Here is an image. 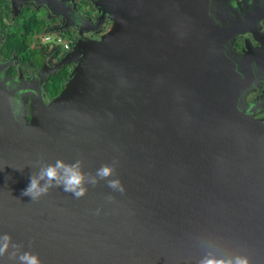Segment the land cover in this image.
<instances>
[{
  "label": "water",
  "instance_id": "1",
  "mask_svg": "<svg viewBox=\"0 0 264 264\" xmlns=\"http://www.w3.org/2000/svg\"><path fill=\"white\" fill-rule=\"evenodd\" d=\"M29 1L38 29L61 28L59 1ZM225 1L93 0L101 34L78 28L50 101L0 75V235L42 264H198L209 252L264 264V118L240 108L228 46L245 28L228 24ZM18 92L36 95L28 120ZM57 159L92 174L114 165L125 191L101 180L80 199L23 195Z\"/></svg>",
  "mask_w": 264,
  "mask_h": 264
},
{
  "label": "flooded vegetation",
  "instance_id": "2",
  "mask_svg": "<svg viewBox=\"0 0 264 264\" xmlns=\"http://www.w3.org/2000/svg\"><path fill=\"white\" fill-rule=\"evenodd\" d=\"M67 15L59 25L55 35L68 39L67 48L59 44L40 45L36 53L32 50L20 52L6 48L7 34L19 30L20 35H28L24 25L28 24L31 15L37 16L38 5L29 0H0V75L9 81L11 86H30L40 89L45 99L50 101L49 85L56 73L69 74L73 64H60L59 59L71 51L74 43L80 38L78 30H86L81 36L84 40L98 38L96 29L92 30V21L97 9L93 0H57ZM224 4V5H223ZM220 8L228 24L245 28L231 38L229 51L234 55L237 70L245 80L243 108L255 119L264 118V0H226ZM261 16L259 17V15ZM105 20L104 30L111 22ZM79 28V29H78ZM44 31V30H43ZM48 31V30H46ZM46 35V34H45ZM44 36V35H43ZM48 36V34L46 35ZM45 37V36H44ZM239 60V61H238ZM17 93V108L23 119L30 118L31 99L35 93L23 96Z\"/></svg>",
  "mask_w": 264,
  "mask_h": 264
},
{
  "label": "clouds",
  "instance_id": "3",
  "mask_svg": "<svg viewBox=\"0 0 264 264\" xmlns=\"http://www.w3.org/2000/svg\"><path fill=\"white\" fill-rule=\"evenodd\" d=\"M114 177H116L114 165L104 164L92 174L83 171L81 160L66 163L57 159L52 164H43L38 172L33 173L28 187L22 194L31 197L32 201H37L47 195L50 189L58 187L80 199L87 194L89 185L95 186L101 180L107 181V186L113 191L123 193L124 185L119 178ZM111 199L112 197H109V200ZM21 247L13 243L10 234L0 235V257L8 254L9 259L15 261V264H42L38 255L21 251ZM10 248L13 251L9 253ZM198 264H251V261L246 255L236 254L225 259L217 258L209 252L198 261Z\"/></svg>",
  "mask_w": 264,
  "mask_h": 264
},
{
  "label": "trees",
  "instance_id": "4",
  "mask_svg": "<svg viewBox=\"0 0 264 264\" xmlns=\"http://www.w3.org/2000/svg\"><path fill=\"white\" fill-rule=\"evenodd\" d=\"M35 16H32L29 18L28 24L24 25V30L29 31L31 26H35L36 23ZM21 28L19 27L17 30L19 31ZM26 40L27 35L23 34L22 36H19L18 33L15 31L8 33L6 38V48H13L15 50H19L20 52L27 51L26 46ZM68 74L67 72L63 73H56L54 76H52L51 84L49 85V94L53 98L56 96L60 90L63 88L65 80L67 78Z\"/></svg>",
  "mask_w": 264,
  "mask_h": 264
},
{
  "label": "rangeland",
  "instance_id": "5",
  "mask_svg": "<svg viewBox=\"0 0 264 264\" xmlns=\"http://www.w3.org/2000/svg\"><path fill=\"white\" fill-rule=\"evenodd\" d=\"M110 22V21H108ZM18 28H15L14 31L16 33H19V31L17 30ZM48 34L50 36L49 40L44 39V36ZM44 35V36H43ZM54 36H55V32L52 31H43L41 29H38L36 26H31L30 30L28 32L27 35V40H26V46H27V50H32L33 53L37 52V49L40 47V45H49V44H56L55 40H54ZM60 47H62V45H60L61 43H58Z\"/></svg>",
  "mask_w": 264,
  "mask_h": 264
},
{
  "label": "built area",
  "instance_id": "6",
  "mask_svg": "<svg viewBox=\"0 0 264 264\" xmlns=\"http://www.w3.org/2000/svg\"><path fill=\"white\" fill-rule=\"evenodd\" d=\"M44 39L46 40H49L50 39V36H45ZM54 40H55V43L58 44V43H61L60 45H62L64 48H67V45H68V39L64 38L62 35H55L54 36Z\"/></svg>",
  "mask_w": 264,
  "mask_h": 264
}]
</instances>
